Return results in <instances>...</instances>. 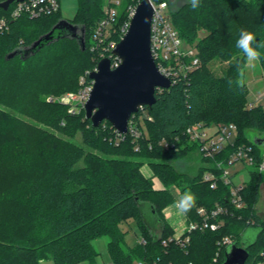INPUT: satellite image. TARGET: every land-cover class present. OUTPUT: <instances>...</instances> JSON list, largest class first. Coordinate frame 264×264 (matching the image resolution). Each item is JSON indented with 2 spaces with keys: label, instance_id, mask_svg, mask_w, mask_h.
<instances>
[{
  "label": "trees",
  "instance_id": "trees-1",
  "mask_svg": "<svg viewBox=\"0 0 264 264\" xmlns=\"http://www.w3.org/2000/svg\"><path fill=\"white\" fill-rule=\"evenodd\" d=\"M78 1L70 21L85 27V49L72 36L43 40L42 47L33 48L62 19L61 7L37 18L10 19L0 32V264H40L49 258L55 264H94L99 252L93 240L102 235L109 236L112 264H212L217 253L214 264H223L229 246L222 244L223 238L243 245L242 236L250 228L260 231L248 247L245 264H257L264 251V218L256 208L264 184V171L259 170L264 161V105L248 106L246 82L237 86L235 79L238 71L244 74L245 58L236 47L240 30L252 32L257 42L264 39V0H200L196 9L191 0L176 8L166 0L174 26L196 46L200 65L171 87L158 88L157 102L132 115L141 132L137 138L130 132L122 138L108 120L95 127L84 110L73 114L68 105L46 100L48 94L78 90L80 77L90 81L87 72L98 62L90 38L105 0ZM15 3L8 10L0 7V17L9 16ZM124 19L125 10L117 27ZM259 51L264 69V49ZM214 60L227 62L221 75L211 67ZM145 109L149 113L142 118ZM196 122L208 127L234 122L238 133L223 151L206 158L186 134ZM76 129H81L85 147L70 140ZM250 132L257 133V140ZM240 144L253 147L254 160L242 190L245 204L235 208L229 201L230 185L219 179L212 188L203 175L209 170L220 175L223 166L218 163L226 164ZM195 152L200 158L193 174L171 163ZM146 162L161 187L143 173ZM173 185L196 197L195 206L185 213L186 223L200 219L201 206L222 204L231 211L222 216L218 229L189 232L190 242L182 246L165 217V208L175 201ZM131 219L142 233L133 246L122 227ZM154 225H160L159 234Z\"/></svg>",
  "mask_w": 264,
  "mask_h": 264
},
{
  "label": "built area",
  "instance_id": "built-area-1",
  "mask_svg": "<svg viewBox=\"0 0 264 264\" xmlns=\"http://www.w3.org/2000/svg\"><path fill=\"white\" fill-rule=\"evenodd\" d=\"M141 0H132L125 9V19L117 27L120 11L117 5L121 0H105L104 13L97 22L91 32L92 43L91 49L97 53L98 62L103 57H109L112 66L116 67L121 63V58L114 53V49L118 42L124 36L130 26L132 17L134 16L137 6ZM9 16L0 17V32L8 27L10 19H16L23 15L31 18H37L43 15L52 14L61 7L60 0H21L15 1ZM154 14L151 23V51L160 72L171 79V83L177 82L180 78L195 70L200 65L198 50L193 43L186 41L174 26L171 18V9L166 0H150ZM170 9V15L165 10ZM120 35L118 40L117 35ZM97 62V64H98ZM94 69H97V65ZM93 69V70H94ZM91 71L87 73L90 74ZM82 87L77 94H70V99L78 100L83 107L90 97L93 89L94 80H87L82 77ZM161 89V88H159ZM258 104L248 103V106H256ZM264 105V104H263ZM119 136L122 138L130 132L136 138L141 135L137 128V124L130 118L128 132L121 133L117 129ZM238 133V127L234 122L218 123L210 127L205 126L201 122H196L186 128V134L190 141L197 142L199 152L206 158H214L218 153L223 151L229 144L233 143ZM163 144L169 146L165 140ZM138 149V146L136 147ZM253 147L247 144H240L233 151L226 164L219 162L218 167H222L220 175L209 170L204 173L203 179L210 182L212 188L217 187L219 179L230 185L229 201L235 208H241L245 202L242 195L244 183L235 184L228 167L235 162L242 160L252 164L254 158L252 155ZM260 171H264V161L259 166ZM230 206L217 204L209 209L205 206L198 208L197 213L200 219L190 221L185 224L182 232H177L174 239L182 246L190 242V234L193 230L218 229L222 223V216L230 212ZM186 219V215H185ZM186 221V220H185ZM186 223V222H185ZM184 233H187L183 235ZM172 238H170L171 240ZM165 243L167 240L164 241ZM233 243L232 237L226 236L222 240L223 245ZM112 264V263H110ZM134 264H147L145 261H136ZM189 264H193L190 262ZM257 264H264V251L262 257Z\"/></svg>",
  "mask_w": 264,
  "mask_h": 264
},
{
  "label": "water",
  "instance_id": "water-1",
  "mask_svg": "<svg viewBox=\"0 0 264 264\" xmlns=\"http://www.w3.org/2000/svg\"><path fill=\"white\" fill-rule=\"evenodd\" d=\"M15 1L21 0H5L0 2V7L8 10ZM153 14L150 0H141L128 30L114 49V53L121 58V63L113 67L111 59L103 57L99 60L97 69L90 72L94 85L85 110L86 117L92 120L93 126H99L102 121L108 120L119 132L127 133L132 115L142 107L152 106L157 102L158 88L171 87V79L160 72L151 51ZM55 30L61 32L57 37L54 35ZM59 36L78 37L82 49L86 48L85 27L64 18L35 41L33 48L42 47L43 40L51 42ZM17 53L19 50L12 52L9 57ZM259 231L256 229L254 235H249L243 245L234 242L230 244L223 264H245L250 254L248 247L256 240Z\"/></svg>",
  "mask_w": 264,
  "mask_h": 264
},
{
  "label": "rangeland",
  "instance_id": "rangeland-1",
  "mask_svg": "<svg viewBox=\"0 0 264 264\" xmlns=\"http://www.w3.org/2000/svg\"><path fill=\"white\" fill-rule=\"evenodd\" d=\"M186 1H190V0H171V7L176 8L177 6L181 5L183 2ZM128 4H129L128 0H121V3L117 5V8L120 11V13L127 8ZM78 6H79L78 0H61L62 18L68 20L74 19L78 11ZM165 12L168 15H170L169 8L166 9ZM201 34L203 35L204 32H202ZM91 43H92V39L90 38V44ZM226 65L227 62H221L219 60H214L211 63V67L219 75L223 73ZM82 77L83 76H81L79 80L80 87L78 88V90L76 91L66 90L61 94H48L46 96V100L50 102L56 101L68 105V111L73 114H80L81 111L84 110L86 116L85 107H83L78 100L75 99L69 100L70 94H77L81 89L83 84ZM244 77L248 89V95H247L248 103L264 104V69L261 66L260 62L258 63L255 61L251 62V64H249V66L245 68ZM148 113H149L148 109H145L141 117L144 118V116L148 115ZM250 137L255 140L257 137V133L250 132ZM69 138L71 141H74L76 144L85 147L81 129H76L75 133ZM198 158H200V155L195 152L193 153L192 156L189 157L186 156L180 160L171 161V163L174 164L180 171L193 174L197 166ZM252 168L253 165L251 163L242 160H239L228 167L232 175L233 182L235 184H241L247 182L249 180L250 170ZM141 169L147 177L151 178L154 181L156 187L162 186L159 179L156 176H154V172L152 171V168L148 162L144 163ZM260 188H261V198L257 203L256 208L260 216L264 218V184H261ZM171 191L175 196V201L172 204H170L168 207H166L165 210L170 206L171 207L174 206L177 209L176 202L179 201L180 198L183 196L181 188L179 186L173 185L171 187ZM122 227L126 232V241L129 245L133 246L141 240L142 233L134 219H131L130 221L123 223ZM152 229L156 234H159L161 227L160 225H154V227L152 226ZM255 232L256 229L254 228H250L246 230L242 236V240H243L242 242H244L249 235L252 234L254 235ZM108 242H109V236L107 235L99 236L93 240V244L97 249V251L99 252L94 264L111 263V256L108 250ZM218 258H219V254L217 253L213 258L212 264L216 263L218 261ZM40 264H55V263L53 259L49 258V259L41 260ZM77 264H91V263L88 261H83Z\"/></svg>",
  "mask_w": 264,
  "mask_h": 264
},
{
  "label": "clouds",
  "instance_id": "clouds-1",
  "mask_svg": "<svg viewBox=\"0 0 264 264\" xmlns=\"http://www.w3.org/2000/svg\"><path fill=\"white\" fill-rule=\"evenodd\" d=\"M191 5L194 9L199 8L200 0H191ZM236 47L241 50L243 57L245 58V63L242 64V71L244 73L245 68L248 67L251 62L255 61L258 63L261 61L262 54L259 49H264V39H260L259 42H257V37L252 32H249L246 29H241L239 32V39L236 42ZM237 67L241 68L240 62H238ZM237 73L235 84L237 86H243L245 82L244 74L242 75L239 71ZM228 83L229 85H232L233 80L229 79ZM195 203V195L190 190H187L180 200L176 202V207L179 212L183 214L189 211L191 207L195 206Z\"/></svg>",
  "mask_w": 264,
  "mask_h": 264
},
{
  "label": "crops",
  "instance_id": "crops-1",
  "mask_svg": "<svg viewBox=\"0 0 264 264\" xmlns=\"http://www.w3.org/2000/svg\"><path fill=\"white\" fill-rule=\"evenodd\" d=\"M165 217L176 232H182L185 226V213H180L178 208L170 206L165 210Z\"/></svg>",
  "mask_w": 264,
  "mask_h": 264
}]
</instances>
